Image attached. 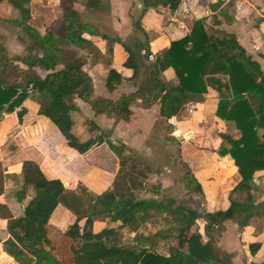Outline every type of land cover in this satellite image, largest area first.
<instances>
[{
  "label": "trees",
  "instance_id": "1",
  "mask_svg": "<svg viewBox=\"0 0 264 264\" xmlns=\"http://www.w3.org/2000/svg\"><path fill=\"white\" fill-rule=\"evenodd\" d=\"M60 1L62 6L64 0ZM83 1L87 8H96L100 0ZM158 1L167 2L172 11L182 2L143 0L144 9ZM8 22L21 28L29 43L22 56L11 60L1 53L0 44V120L16 112L20 121L23 113L17 110L34 92L47 103V119L53 124L75 110L74 98L87 104L95 115L114 116L124 121L132 114L131 104L143 100L147 106L157 104L159 115L169 121L179 116L187 104L203 101L208 90L207 77L222 76L227 80L230 97L218 100L215 115L233 123L239 137L220 135L222 143L216 152L221 157L230 156L241 179L229 193L226 210L198 213L173 199H137L135 193L147 192L140 181L145 174L128 170L122 147L110 140L108 146L117 157L118 170L111 187L100 193H89L82 184L68 189L60 180L46 178L36 164L25 162L23 185L15 192V197L21 202L28 188L33 196L19 217H12L6 207L0 205V217L6 219L10 236L3 243L4 250L14 258H25L27 264H59L47 260L44 246L49 244V219L56 207L62 205L74 215V221L63 236L79 240L78 248L73 251V264H231L229 256L221 254L216 246L223 223L236 220L244 228L252 219L264 216V202L253 195L254 175L264 171V72L236 37L233 34L218 37L209 33L201 20H195L186 36L171 41L167 49L152 58L148 57L150 53L141 55L116 40L127 54L123 66L130 69L132 75L124 78L109 69L105 88L111 91L124 80L139 83L135 90L121 94L117 100H109L93 98V81L85 67L87 63L93 66L106 61L101 48L83 37L86 25L76 11L63 13L55 24V27L61 26L62 37L47 30L42 38L24 20L9 19ZM75 50L86 51L87 61ZM12 61L21 63L25 69L13 65ZM35 68L43 70L44 76H39ZM168 69L173 71L174 82L162 78ZM10 72L15 77L12 81L6 78ZM116 123L117 120L113 125ZM93 129L96 131L98 127L93 125ZM61 133L70 147L77 146L80 154L104 142L102 134L79 143L66 130L62 129ZM191 178L195 189L202 193L193 174ZM237 193L244 194L245 198L234 199ZM149 210L175 218L178 226L173 238L169 232L174 227L154 235L137 233L138 221L146 219ZM95 216L120 225L95 232ZM197 220L204 222L203 233H191L187 253L171 246V238L176 239L185 230L189 232ZM126 229L134 233L130 242L116 243L121 236L124 239L122 232ZM257 248L258 245L250 244V253L254 254Z\"/></svg>",
  "mask_w": 264,
  "mask_h": 264
},
{
  "label": "crops",
  "instance_id": "2",
  "mask_svg": "<svg viewBox=\"0 0 264 264\" xmlns=\"http://www.w3.org/2000/svg\"><path fill=\"white\" fill-rule=\"evenodd\" d=\"M101 1L94 9L100 6ZM106 1L109 9L101 19L81 20L86 25L83 37L101 48L106 61L93 66L87 64L85 67L93 81V98L117 100L121 94L135 90L139 83L137 80L130 82L124 80L111 91L105 88V77L109 69L116 70L124 78L132 75V71L123 66L127 54L116 40L127 45L124 41H129L128 36H134L131 50L141 55L150 53L148 57L152 58L167 49L171 41L186 36L195 20H201L206 30L207 26H211L213 29L224 31L222 37L233 34L264 72V0H182L174 11L168 8L167 2L158 1L144 9L143 0ZM64 2L65 0L61 6L60 0L1 1L0 34H3L5 45L12 43L14 48H21L24 44H21L18 38L26 42L25 37L12 36L11 28L18 26L8 22L9 19L26 21V24L35 29L42 38L47 30L62 37L61 26L55 27V24L65 12L60 11L64 7ZM70 5L73 7L69 10H74L80 15L83 6L74 0L70 1ZM83 5L85 6L84 2ZM1 53L5 55L4 47ZM14 64L20 69H25L19 62ZM35 71L41 77L45 74L40 68H35ZM172 76L173 71L168 69L162 78L170 81ZM98 78L102 82L99 83ZM206 81L208 90L203 101L187 104L183 107L180 118L177 116L168 122L181 134L191 133L188 139L192 137L190 146L198 153L194 168H190L191 174L201 186L204 210L215 212L229 207V193L241 178L230 156L221 157L216 152L222 143L220 137L224 135L222 128H228L231 124L215 115L218 100L230 97L227 80L222 76H209ZM73 103L75 110L65 114L61 122L53 124L47 119V103L41 101L39 95L33 92L17 110L23 113L20 121L16 112L4 115L0 120V205L5 206L12 217L21 216L24 206L33 196L31 189L28 188L21 202L15 197V192L23 185L25 162L36 164L46 178L58 179L68 189H74L82 184L89 193L96 194L111 187L118 170V160L113 157L109 167L104 162L109 155L106 149L102 148L103 145L80 154L77 146L68 145L61 130H66L77 138L79 143H83L91 138L92 134L84 121L82 123V119L94 120L95 125L101 129L103 121L109 126V120L114 118L104 114L95 115L87 104L77 98H74ZM130 109L132 114L129 120L117 122L113 133L123 144L137 150L145 146L141 145L147 136V130H144L143 126L153 124L162 117L159 115L157 104L147 106L143 100L132 103ZM140 133H143L142 140L139 139L141 142L135 140L136 135ZM185 154H189V151L186 150ZM258 176H264V171L255 173L254 182ZM223 184L230 185L229 189L224 190ZM93 220L95 232L105 227L120 225L118 222L108 223L101 216H95ZM73 221L74 215L64 206L58 205L53 211L48 222L49 244L44 246L50 263L64 264L58 258L62 249L61 243L70 246L71 242L73 246H70L69 264H73V251L78 248L79 240L63 236ZM201 224L203 228L204 222ZM253 225L250 222L248 226L239 228L237 224L232 225L230 220L223 223L225 228L216 241V246L222 254L229 256L231 264H264V223L257 226L259 229ZM6 226V219L0 217V264H27L25 258H14L4 250L3 243L10 238ZM184 233L185 231L171 243V246L187 253L188 247L182 242ZM60 241L62 242L59 243ZM179 242L181 247L176 245ZM250 244L258 245L254 254L250 253ZM65 250L64 246L63 251ZM51 255L57 258L50 259Z\"/></svg>",
  "mask_w": 264,
  "mask_h": 264
},
{
  "label": "rangeland",
  "instance_id": "3",
  "mask_svg": "<svg viewBox=\"0 0 264 264\" xmlns=\"http://www.w3.org/2000/svg\"><path fill=\"white\" fill-rule=\"evenodd\" d=\"M70 1L71 0H65L64 7H62L60 11L63 10L67 12V10L71 9L73 6L70 5ZM74 2L78 3L80 6H83V9H81V11L79 12L82 21L101 19L103 14L107 12V9H109L108 1L106 0L104 1L102 0L100 6L97 9L87 8L86 6L83 5L84 2L83 0H74ZM231 4L233 3L231 2ZM258 9L260 10V7H258ZM207 30L209 31V33L217 35L218 37H222V33H225L222 30L213 29L211 28V26H207ZM11 34L12 36L17 35L19 37H25L26 42L21 41V39L18 38L19 42L24 45H22L21 48L19 47L14 48L12 43L5 45L3 34H0V44L2 45V47H4L5 55L10 60L15 57L22 56L26 52V47L29 43L27 42L28 38H26V35L23 33V31L20 28L18 27L11 28ZM128 37H129V41H124V42H126L127 45H129V47L133 46L134 36H128ZM75 51H77L87 61L88 56L87 54H84V51H79V50H75ZM12 62L13 65H15L14 64L15 62L14 61ZM142 77L143 76H141L140 79ZM6 78L9 81L15 79V77L11 72L7 75ZM97 80L99 81V83L102 82L101 80H99V78ZM172 81L173 82L175 81L173 76H172ZM112 117L114 118V120H117V122L120 121V119H117L114 116H111V118ZM178 118H180V116ZM114 120L112 119L109 120L110 121L109 126L107 123H104L103 121L102 123L103 127L101 129L98 128V130L96 131L93 129V125H95L94 120L82 119L81 121L82 123L84 121V124H86L87 129L92 134L91 137L96 136L98 132H100V134L103 135L104 144H100V145H103L102 148L106 149V151L108 152L109 157L104 162H106V164L109 167L111 166V160H113V157H115L116 159L117 157L108 146V140H110L113 144L122 147L124 151V155L127 158L126 167L128 170L132 169V171L135 174H137L138 171L145 174L144 179L140 181L142 183L143 188L147 192L135 193L136 198L146 199V200L155 199L157 201H161L164 199H173L177 204H180L182 207L188 210H193L198 213L203 212L204 208L202 205L203 203L202 194L195 189L194 182L191 178L190 168H194L196 164V157L198 154L197 150H194L190 146L192 145V143H190L192 142V137L190 140L188 139L191 133L187 132L181 134L177 129H175L174 126H172L173 124L171 125V123H169L168 121L159 118L155 121V123L150 125L145 124L143 126V129L147 130V136L143 139L141 145H145V146L144 148L143 146L139 147L136 150L134 148L132 149L131 146H127L126 144H123L121 140H118L114 136L113 132L115 126L112 124V121ZM222 130L224 131L225 135H230L232 138L239 137V132L235 129L233 123L229 124L228 128H222ZM142 134L140 133L139 135H136L135 140L141 142L140 140H142L141 138ZM186 150L189 151V154H185ZM254 184H255V188H254L255 193L253 194L254 198L258 201L262 200V202H264V176H258ZM229 187L230 185H224L223 189L228 190ZM233 198L236 200H243L245 198V195L241 193H237ZM230 221L232 225L234 224L238 225L236 220L235 221L230 220ZM198 222L200 224H198ZM201 223H202L201 220H197L196 224L192 226L189 232L186 233L185 230V233L183 234L184 238H182V242L185 245H187V240L190 237V235H192L191 233L194 234H196L197 232L203 233V228L202 226H200L202 225ZM251 223L254 224L253 226L256 227L260 226L261 224L264 223V216L260 219H252ZM137 225H138L137 233L146 234V235H154V233L160 230L164 231L167 230L169 227H174V230L169 232L172 235L171 237L173 238V234H175V230L178 226V222L175 220L174 217L168 216L167 214H158L155 211L149 210L146 219L138 221ZM238 227L240 228L239 225ZM224 228L225 227L223 226L222 231L224 230ZM257 229H259V227H257ZM122 234L125 240L121 236V239L118 238V241L116 239V243L119 244L129 243L134 235V233L130 232L127 229L126 231H123ZM172 238L171 241L173 242L175 239L172 240ZM54 241L56 242V238ZM61 242L62 241H60L59 243ZM180 243L181 242H179L176 245H178V247H181ZM69 244L70 246H73L71 242ZM61 245H62L61 252L63 254L60 252L58 258L64 264H69L70 263L69 261L71 259V247L69 245H64L63 242L61 243ZM164 245L166 246V244ZM64 246L66 248L65 251H63ZM55 258H57V256L51 255L50 257V259H55Z\"/></svg>",
  "mask_w": 264,
  "mask_h": 264
}]
</instances>
